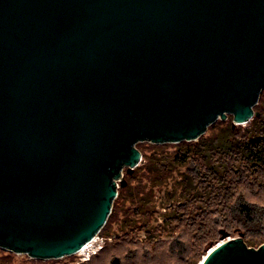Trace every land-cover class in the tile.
Returning <instances> with one entry per match:
<instances>
[{"label": "water", "instance_id": "obj_1", "mask_svg": "<svg viewBox=\"0 0 264 264\" xmlns=\"http://www.w3.org/2000/svg\"><path fill=\"white\" fill-rule=\"evenodd\" d=\"M263 87L264 0H0V247L75 253L137 142L246 123ZM228 235L198 264H264Z\"/></svg>", "mask_w": 264, "mask_h": 264}, {"label": "trees", "instance_id": "obj_2", "mask_svg": "<svg viewBox=\"0 0 264 264\" xmlns=\"http://www.w3.org/2000/svg\"><path fill=\"white\" fill-rule=\"evenodd\" d=\"M253 108L255 114L244 127L233 124V116L229 114L230 121L217 130L200 135L192 143L179 141L175 154L156 150V156L146 166L150 186L129 182L119 186L112 210L100 232L108 234V227L115 219V209L120 200L125 198L133 204L125 211L138 216L132 217L126 212L128 216L124 224L130 225L137 222L134 219L142 218L138 223L145 227L155 207L153 186L161 184L164 174L174 169L175 164L184 166L183 170L177 171L178 178L175 180L178 197L162 217L167 225L180 220L187 221L189 225L204 227L206 238H202L191 249V256L194 257L192 264H198L208 247L218 242H212L211 236L216 233L221 236L222 231L228 234L239 233L248 246L258 247L264 242V202L251 200L249 196L264 193V87ZM212 127L215 126L210 124L209 128ZM133 171H126L125 177H131ZM155 226L150 224L146 233L149 234V229ZM176 242L172 238L166 245L154 243V248L148 254L153 252L165 263V260L168 261L166 256L170 258V255L180 254ZM103 248L83 262L87 263L100 256ZM148 254L142 255V258L146 259ZM108 264H121V260L118 256L110 258Z\"/></svg>", "mask_w": 264, "mask_h": 264}, {"label": "rangeland", "instance_id": "obj_3", "mask_svg": "<svg viewBox=\"0 0 264 264\" xmlns=\"http://www.w3.org/2000/svg\"><path fill=\"white\" fill-rule=\"evenodd\" d=\"M229 114L230 113H228L225 118H218L212 122L211 124L215 126L214 128H209V124L201 135H206L210 133L211 130H217L219 126L228 123L231 119ZM245 124L246 123H243L241 126L244 127ZM197 139L185 140V142L192 143ZM179 144V142L153 143L149 140L137 142L136 146L140 150L142 157L138 166H135L132 176L129 178L125 177L126 183H146L149 187L150 180L147 177L148 172L146 171V166H148L147 164L150 162L149 160H152L156 156L154 155L156 153L155 151L160 150L164 153L175 154L174 152L179 148ZM183 169L184 166L174 164V169H171L164 174L162 183L153 186L155 207L153 208L151 219L145 227L138 223L142 218L134 219V221L137 222H133V224H124V220L127 218L126 216H128L126 215L127 211L125 210L127 207L131 208L133 204L126 198L120 200L113 215L115 219L108 227V234L106 235L101 232L98 233L101 239H98L96 243L98 244L101 242L103 244L104 248L101 250L103 253L101 252L100 256L93 258L91 261L87 263L83 262L81 258L82 254L79 252L58 258L43 259L31 257L27 253L13 252L0 247V264H108L110 258H115L117 256L118 259L120 258L121 264H192L194 257L191 256V249L192 247L197 246L202 238H206L205 233L203 232L204 227L189 225L187 221L180 220L170 222L167 225L163 222L162 217V214L176 203L178 188L175 187V180L178 178L177 171ZM122 171L126 173V168H123ZM249 198L251 200L264 202V193L257 196L250 195ZM127 213L132 217L138 216V214H133L131 211H128ZM150 224L158 226L151 227L148 234L145 230L146 228H150ZM229 233L228 237L230 238L242 236L236 232ZM211 237H213L212 242L220 241V233H216ZM172 238L176 239L177 246L181 251L180 254L170 255L172 256L170 258L166 256L168 261L165 260V263L159 260L153 252L148 254L150 249L154 248V243H158V245H166ZM147 248L149 249L145 252V249ZM159 248L160 247H158V249ZM6 254L9 256H6ZM146 254H148L146 259L142 258V255Z\"/></svg>", "mask_w": 264, "mask_h": 264}, {"label": "built area", "instance_id": "obj_4", "mask_svg": "<svg viewBox=\"0 0 264 264\" xmlns=\"http://www.w3.org/2000/svg\"><path fill=\"white\" fill-rule=\"evenodd\" d=\"M118 183V181H116ZM94 240H88L86 241L82 247L87 244L83 250L79 251V253L82 254L81 258L83 261L88 260L93 254H95L97 251H99V249H101L103 247V244L100 243H96L98 241V239H101L100 236L98 235V233L93 237Z\"/></svg>", "mask_w": 264, "mask_h": 264}, {"label": "bare ground", "instance_id": "obj_5", "mask_svg": "<svg viewBox=\"0 0 264 264\" xmlns=\"http://www.w3.org/2000/svg\"><path fill=\"white\" fill-rule=\"evenodd\" d=\"M91 240H94V238H92ZM87 244H85L83 247H81L80 249H78L76 252H79L81 250H83V248L86 246ZM201 261V260H200Z\"/></svg>", "mask_w": 264, "mask_h": 264}]
</instances>
